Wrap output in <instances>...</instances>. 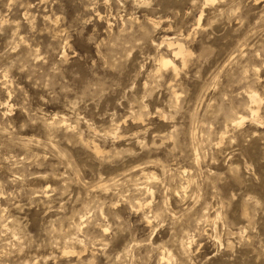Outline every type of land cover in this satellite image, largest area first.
<instances>
[{
	"label": "rangeland",
	"instance_id": "374dc122",
	"mask_svg": "<svg viewBox=\"0 0 264 264\" xmlns=\"http://www.w3.org/2000/svg\"><path fill=\"white\" fill-rule=\"evenodd\" d=\"M0 264H264V0H0Z\"/></svg>",
	"mask_w": 264,
	"mask_h": 264
},
{
	"label": "bare ground",
	"instance_id": "6f19581e",
	"mask_svg": "<svg viewBox=\"0 0 264 264\" xmlns=\"http://www.w3.org/2000/svg\"><path fill=\"white\" fill-rule=\"evenodd\" d=\"M206 2H213L214 0H205ZM200 18H201V15L199 16L198 18V21H200ZM167 45L170 47L172 45H176V48L175 49H172V53L174 54V56H180V55H184L186 52H184L185 50H183L184 48H182L178 43L176 44V42H173V41H167ZM158 62H159V66L163 67V68H168V67H171V69L176 72V67L173 65L172 61L169 60V59H166V58H159L158 59ZM172 71V72H173ZM177 74V73H175ZM247 98L248 100L251 102V103H256V102H259L257 101V96L255 93L253 92H248L247 93ZM250 110V113H251V116L252 118H258L256 116V111H254L255 109L251 108L249 109ZM231 115V114H230ZM232 117V116H231ZM230 118V117H229ZM234 120H237L236 124L237 126L241 125V123L243 122L244 118L241 117V116H237L236 115V118ZM233 120V121H234ZM96 150V149H95ZM98 150V149H97Z\"/></svg>",
	"mask_w": 264,
	"mask_h": 264
}]
</instances>
